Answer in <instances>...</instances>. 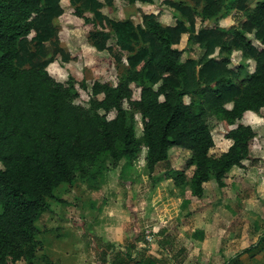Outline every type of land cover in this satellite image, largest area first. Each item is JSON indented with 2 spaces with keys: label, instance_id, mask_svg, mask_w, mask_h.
<instances>
[{
  "label": "trees",
  "instance_id": "1",
  "mask_svg": "<svg viewBox=\"0 0 264 264\" xmlns=\"http://www.w3.org/2000/svg\"><path fill=\"white\" fill-rule=\"evenodd\" d=\"M62 1L0 0V264L22 259L37 264V220L48 209V198L61 183L89 174V166H102L104 160L115 167L146 148V166L153 172L168 160L170 149L180 147L190 151L185 168L165 175L182 191L190 188L202 197L204 183L212 179L224 187L229 171L251 158L256 131L241 119L264 108V0L166 1L176 10L172 24L153 12L144 13L140 23L111 18L101 9L115 0H69L76 15L93 23L92 46L109 50L113 38L115 60L126 56L117 84L93 83L88 107L74 102L79 91L73 77L59 81L48 70L58 57L76 58L61 45L55 24L65 12ZM232 10L244 18L225 27L221 20ZM184 34L203 50L201 56L182 59L186 49L177 45ZM235 49L243 56L237 65ZM133 85L140 89L138 98ZM136 113L143 124L140 134ZM210 117L224 122L225 137L232 141L220 154L212 152ZM166 231L159 230L160 242L168 240ZM144 235L139 232L137 241ZM263 244L264 233L242 252L255 253ZM114 247L105 241L103 264L134 259L131 252L112 255Z\"/></svg>",
  "mask_w": 264,
  "mask_h": 264
},
{
  "label": "rangeland",
  "instance_id": "2",
  "mask_svg": "<svg viewBox=\"0 0 264 264\" xmlns=\"http://www.w3.org/2000/svg\"><path fill=\"white\" fill-rule=\"evenodd\" d=\"M166 1L189 0H154L153 3L115 0L111 6L104 4L101 10L111 18H130L136 23L141 22L144 13L153 12L159 15L164 24H172L177 20L176 10ZM254 1L251 0V4ZM62 5L65 12L55 20L60 43L76 58L64 62L58 57L48 66V70L59 81L73 77L79 91L74 102L88 107L93 83L98 80L117 84L126 67V56H122L121 62L115 60L114 53L118 47L113 38L109 40L111 49L97 50L89 41L93 23L76 15L69 0H63ZM86 14L92 16L89 12ZM243 18L241 11L232 10L221 20V24L225 27L240 25ZM200 23L201 20L198 19V25ZM204 25L211 23L205 22ZM188 36L184 34L181 43L177 45L186 49L182 59L201 56L203 50L196 44H190ZM232 58L234 65L243 61L242 53L238 49L232 51ZM249 61L252 70L254 61ZM83 83L87 88L83 87ZM133 87L134 97L138 98L140 89L134 85ZM210 118L215 139L212 152L220 154L228 149L232 141L225 137L228 127L224 122L216 117ZM241 122L251 124L256 130L251 158L229 171L224 187H220L215 179L205 182L202 197L193 195L190 188L182 191L168 175L171 169H182L186 166L190 151L180 147L170 149L168 160L160 162L153 172L146 166L147 150L143 148L129 163L127 159H123L119 165L111 167L109 160H104L105 164L102 166H89V174L78 173L73 182L61 183L53 196L48 198V209L37 220L39 231L34 241V262L90 264L95 258L93 254H98L99 248L104 246L105 239L100 235L99 229H106L104 227L107 224H112L114 221L109 219L118 212L129 211L133 227L144 229L143 233L145 229H151L153 226L150 223L155 221L168 229L169 226H180L183 221L182 224L189 227L187 229H193L198 224L193 215L201 212H208L206 218L209 220L218 217V229H264V110L260 114L245 113ZM135 124L140 134L143 124L138 113L135 114ZM192 172L193 167L187 168L189 176ZM91 173H95L92 178ZM165 173H168L167 176ZM141 209L147 211L146 213L152 210L156 215L151 222H147V228L146 222L141 226ZM164 214L168 215L162 216ZM163 220L167 222L162 224ZM195 229L202 228L197 226ZM96 258L98 259L97 255ZM15 264H26V261L22 259Z\"/></svg>",
  "mask_w": 264,
  "mask_h": 264
},
{
  "label": "crops",
  "instance_id": "3",
  "mask_svg": "<svg viewBox=\"0 0 264 264\" xmlns=\"http://www.w3.org/2000/svg\"><path fill=\"white\" fill-rule=\"evenodd\" d=\"M249 111L247 113L251 114L252 112ZM114 211H112L113 214ZM146 212L141 209L139 216L141 226L146 222L145 227L147 228L149 224L147 222H151L153 218H156V215L152 210ZM207 214L208 212H201L193 215L199 224H197L198 228L202 229H195L197 226L187 229L189 227L182 224L183 221L180 222V226H169L168 229L161 227L163 225L160 226L155 221L150 223L153 226L151 229H145L144 238L139 241H137L138 233L143 232L144 229L133 227L129 211L115 213V217L109 219L114 222L107 224L104 227L106 229H99V231L105 241L115 244V247L110 250L112 255L117 252L121 254L131 252L134 256V259L130 261L116 264H264V248L255 253L242 252L243 249L258 242L264 229H218L219 224H216L218 217L209 220L206 218ZM166 222L167 220H163L162 224ZM162 228L167 230L165 234L168 240L164 242H160L164 235L158 234ZM147 231L154 233V242L146 240ZM104 246L99 248V252L96 254L98 259L95 254H93L95 258L91 255L93 259L90 264H103L99 255ZM109 256L110 254H108Z\"/></svg>",
  "mask_w": 264,
  "mask_h": 264
},
{
  "label": "built area",
  "instance_id": "4",
  "mask_svg": "<svg viewBox=\"0 0 264 264\" xmlns=\"http://www.w3.org/2000/svg\"><path fill=\"white\" fill-rule=\"evenodd\" d=\"M146 240L149 242H154L155 241V235L152 231H147L146 233Z\"/></svg>",
  "mask_w": 264,
  "mask_h": 264
}]
</instances>
